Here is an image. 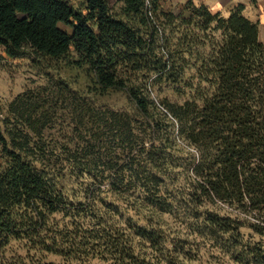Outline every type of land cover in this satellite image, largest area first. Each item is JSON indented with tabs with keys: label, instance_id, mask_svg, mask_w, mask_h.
<instances>
[{
	"label": "trees",
	"instance_id": "1",
	"mask_svg": "<svg viewBox=\"0 0 264 264\" xmlns=\"http://www.w3.org/2000/svg\"><path fill=\"white\" fill-rule=\"evenodd\" d=\"M110 1L82 0L76 8L67 0H0V46L8 57L35 55L87 67L94 93L126 94L133 114L79 100L78 109L85 107L90 120H105L110 129L96 133L86 127L90 140L75 150L61 145L62 158L52 162L55 148L40 142L56 94L71 93L69 88L60 85L52 98L41 97V90V103L31 95L11 102L14 120L22 119L27 127L0 128V249L10 240L24 239L38 251L71 256L85 239L79 235L81 226L88 223L116 262L160 264L134 255L124 233L106 222L110 210H102L105 203L97 204L95 197L81 202L88 189L107 182L112 192L142 196L143 206L160 214L193 210L196 227L225 235L223 244L237 263L264 264V243L244 242L239 231L249 223L264 235V43L259 22L243 15L240 3L223 17L193 0H186L177 14L161 0H114L122 3L115 14ZM154 114L162 120L153 119ZM137 116L149 130L147 141L136 133ZM161 130L165 142L157 144ZM118 133H123L119 147L127 149V166L118 164V155L104 162L94 151L101 148L103 135L112 141ZM172 145L180 158L168 151ZM105 171L114 175L106 178ZM181 173L191 178L189 191L177 183ZM81 176H88L87 187L81 181L83 189L74 199L67 185ZM204 201L226 203L254 218L259 212L260 222L198 212ZM57 216L68 217L75 231L54 228ZM146 234L151 241L160 238ZM32 262L9 264H51L40 258Z\"/></svg>",
	"mask_w": 264,
	"mask_h": 264
},
{
	"label": "rangeland",
	"instance_id": "2",
	"mask_svg": "<svg viewBox=\"0 0 264 264\" xmlns=\"http://www.w3.org/2000/svg\"><path fill=\"white\" fill-rule=\"evenodd\" d=\"M185 1L161 0V4L177 14ZM193 1L196 4L204 3L210 8L205 2ZM67 2L73 7H82V0H67ZM239 3L244 5L243 15L251 21L259 22V40L264 43V0H233L224 7L219 8L216 6V9H210L214 13L220 12L223 17H227L230 10ZM110 4L113 13L119 14L122 3L112 0ZM219 4L223 6L221 3ZM221 10L225 13L221 12ZM60 28L68 32L70 31L64 25H60ZM60 85L67 86L71 93L56 94ZM95 89L93 75L88 72L87 67L77 68L67 65L62 59L54 61L35 55H26L12 59L5 54L4 49L0 46V128H13L14 124H17V126H21L20 124H22L25 128L27 127L22 119L19 120V123H16L15 118L10 113L9 106L16 97L31 95L37 97L41 103L43 101L41 97L52 98V95L56 94V108L52 107L54 111L53 117L47 128L44 129V137L40 142L55 148L54 156L56 158L59 156V159L52 157V162L62 158V155H60L61 151L58 150L61 145L72 147L75 150V146H83L87 143V138L90 140V136L84 130L86 127L87 130L96 133H100L101 130L107 133L110 129L104 123L105 120H90L89 114L84 109L85 107L78 109L81 104L79 100L90 102L92 107L102 106L104 109L108 107V110L119 112L124 116H127V113H131L132 103L128 100L126 94L120 92L94 93ZM41 90L44 92L41 93L40 97L38 93ZM28 92L32 93L28 94ZM48 100L51 101V99ZM45 107H48V105L45 104ZM132 115L131 113L130 116ZM36 116L38 115H34L33 118H36ZM135 119L139 121L136 133L144 141H147L149 139V130L146 127H141L143 119L140 116H137ZM153 119L162 120L161 116L155 114L153 115ZM158 134L156 143H164L165 131L161 130ZM32 135L30 133V136L35 139L36 137ZM122 135L123 133H118L112 141L109 135L108 140L103 135L104 137H102L100 143L101 148L94 151L101 155L104 162L108 160L106 157L118 155V164L127 166V159L126 161L123 160L127 149L119 147L123 145L119 141V136ZM171 138L173 140V137ZM177 143L179 145V141L175 138L174 144ZM182 146L184 145L182 144ZM168 151L174 159L180 158L175 145H172ZM2 164V161H0V166ZM63 166H65L64 171L68 172L67 164L64 163ZM126 170V167H124L122 174H126ZM104 173L103 175L106 178H108V175H114V172L105 171ZM81 177L84 179L80 178L78 181L77 179L71 180L67 185L71 193H75L74 199L81 194H78V192L83 189L81 181L87 187L86 178L88 176ZM178 178L179 181L177 183H181L189 191L192 185L191 178L186 179V175L182 173ZM177 183L175 186H177ZM99 187L98 185H94L88 189V195L81 202H91V198L89 197H95L97 204L105 203L102 205L105 209L102 207V210H110L109 217L105 218L107 220L105 221L113 229L118 228L120 233H124L128 246L131 247L134 255L139 259H145L146 262L151 263L157 259L160 264H239L230 257V249L227 245L224 246L223 244L226 238L225 235L208 234L203 227H196L193 210L179 208L160 214L157 208L143 206L141 202L142 196L139 198L137 195H132L131 192H112L107 182ZM91 192L93 193L92 195ZM135 197H137V200ZM202 211L222 216H238L241 220H247V222L251 223L260 222L258 221L259 212L254 218L251 215L240 213L226 203L218 201L214 203L204 201L198 208V212ZM261 215L264 216V212ZM149 217H152L153 220H148L147 218ZM55 219L54 228L61 231L64 228L70 232L75 231L74 226L71 225L72 221L68 217L57 216ZM116 223L117 225H115ZM248 225L249 223H244L239 228L243 241L248 243H264V235L256 234ZM93 229V225L88 223L81 226V233L79 235L83 233L85 239L82 241L80 249L78 251L74 250L71 256L38 251L39 249L36 246H32L30 242L24 239L10 240L0 249V264H9L19 259L25 262L33 261L32 263H36L38 258H40L42 263L51 264H120L115 261L113 256L103 251L101 241L95 237L97 231ZM140 231L142 232L141 235L139 234ZM146 232L155 234L160 238L151 241L145 238L148 237ZM68 238L71 240L72 234H68Z\"/></svg>",
	"mask_w": 264,
	"mask_h": 264
},
{
	"label": "crops",
	"instance_id": "3",
	"mask_svg": "<svg viewBox=\"0 0 264 264\" xmlns=\"http://www.w3.org/2000/svg\"><path fill=\"white\" fill-rule=\"evenodd\" d=\"M199 2H205L210 6L211 9H216V6L219 8L224 7L227 4H230L233 0H198ZM219 3H221L223 6H221ZM221 12L225 13L221 10Z\"/></svg>",
	"mask_w": 264,
	"mask_h": 264
}]
</instances>
